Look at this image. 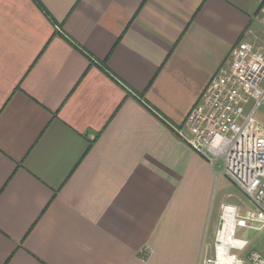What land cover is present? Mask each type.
Masks as SVG:
<instances>
[{
  "label": "crops",
  "instance_id": "crops-1",
  "mask_svg": "<svg viewBox=\"0 0 264 264\" xmlns=\"http://www.w3.org/2000/svg\"><path fill=\"white\" fill-rule=\"evenodd\" d=\"M263 10L0 0V264L211 255L225 203L213 212L215 164L171 127L242 39L263 40Z\"/></svg>",
  "mask_w": 264,
  "mask_h": 264
},
{
  "label": "built area",
  "instance_id": "built-area-1",
  "mask_svg": "<svg viewBox=\"0 0 264 264\" xmlns=\"http://www.w3.org/2000/svg\"><path fill=\"white\" fill-rule=\"evenodd\" d=\"M260 40L242 39L183 125L171 127L211 165L220 160L221 173L250 203L244 211L234 204L220 205L212 253L202 254L199 264H264V254L236 236L238 230L264 227V123L255 117L264 104V38Z\"/></svg>",
  "mask_w": 264,
  "mask_h": 264
},
{
  "label": "rangeland",
  "instance_id": "rangeland-1",
  "mask_svg": "<svg viewBox=\"0 0 264 264\" xmlns=\"http://www.w3.org/2000/svg\"><path fill=\"white\" fill-rule=\"evenodd\" d=\"M255 117L264 123V104H261L256 111ZM215 177L212 192V210L216 211L220 202L234 204L241 211L250 208V203L241 190L236 187L225 175L221 173L222 163L216 161L214 165ZM237 237L247 239L249 247L264 254V227L258 229L238 230ZM208 244L212 243V236L206 239Z\"/></svg>",
  "mask_w": 264,
  "mask_h": 264
}]
</instances>
